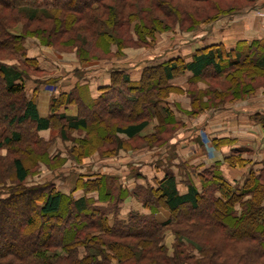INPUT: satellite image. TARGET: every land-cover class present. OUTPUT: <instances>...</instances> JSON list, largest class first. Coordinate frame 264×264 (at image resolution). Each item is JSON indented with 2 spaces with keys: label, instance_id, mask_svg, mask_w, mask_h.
Instances as JSON below:
<instances>
[{
  "label": "trees",
  "instance_id": "1",
  "mask_svg": "<svg viewBox=\"0 0 264 264\" xmlns=\"http://www.w3.org/2000/svg\"><path fill=\"white\" fill-rule=\"evenodd\" d=\"M101 1L103 0H0V56H23L26 52V34L40 35L36 30L25 31L22 35L10 30L18 22L21 13L27 15L25 25L28 26V23L32 22L42 23L43 18L40 20L38 12H52V23L46 28L49 34L46 36L48 32L45 33L44 29L41 32L45 34L40 38L43 41L45 37V43L51 46L58 44L61 33H64L68 24L72 23V26L79 24V21H85L83 25L88 26L95 23L91 17L86 20L82 12ZM182 1L204 4L205 7L209 4L213 10V14L209 15L213 17L209 19L223 12H230L238 8V3H243L242 0H236L235 3H228L226 0ZM180 2L181 0H121L119 5L121 9L128 10V20L137 17L142 19V33L145 30L153 31L148 27L161 29L157 26L158 19L154 17L157 11L158 14L166 12L177 22L187 17L193 23L196 14L186 10ZM107 13V21L110 24L115 17L122 15L121 10L116 12V7L114 10L112 5L107 6ZM201 16L202 13H198V18ZM41 25L36 29L42 28ZM25 58V68H28V64H35L34 72L42 73L35 60ZM224 59L232 71L224 75L227 82L220 97L223 101L237 100L240 95L245 96L253 91L254 74L257 72L249 75L251 70L264 72V41L253 40L249 45L237 42L230 50L221 45L197 49L191 62H185L180 57L152 67H144L138 82L130 81L128 75L122 71H113L110 85L103 88L100 95L94 99L90 98L85 85H75L67 94L52 99L51 114L47 117L38 115L33 95H26V72L7 67L0 61V150H10L19 142L39 145V142L42 143L38 135L39 130L48 129L54 119L72 131L87 129L88 123L94 122L91 127L100 135L97 141L108 142L106 131L109 120L106 119L111 116L113 120H118L117 125H113L116 133L126 135L128 139L137 138L147 127L150 118L141 107L149 102L150 92L152 93L149 96L160 93L159 90H152V87L161 89L163 86H160L159 82H165L166 85L175 72L181 75L186 70L192 73L189 81L206 73L220 75L224 73L223 67L220 66ZM238 66V70L234 69ZM241 67L245 70L240 69ZM156 74L159 76H155ZM144 76L147 80H143ZM149 76L154 77L156 81L148 79ZM34 83L37 84V80H34ZM76 93H81L85 100L77 99ZM67 103L77 107L76 116L53 113ZM153 103L154 100L150 103L152 107ZM163 112H167L168 123H173L172 119L170 120V111L164 109ZM97 115H100L101 119H97ZM100 120L101 122H98ZM3 123L7 128H4ZM156 132L161 135L158 128ZM60 134L62 135L61 130ZM156 140L161 141L157 138ZM37 151L40 153L42 149ZM25 152L26 158H29L30 151ZM34 152L35 150L33 154ZM225 161L231 166L244 164L241 158L233 155L226 157ZM10 170L13 173L12 179L11 175L9 176ZM27 175L22 158L0 157V182L8 177L14 182L12 189L3 187L4 184L0 185V216L5 221L3 230L9 228L7 236L13 243L12 247L4 245V237H0V264H61L62 261L67 264H104L106 259L112 256L121 264H166L161 235L171 227L176 244L175 257L168 259L170 264L184 260L189 264H216V259L221 260L220 264H264V162L259 169L249 172L241 184L233 185L223 179L216 164L201 174V191L197 192L189 182L184 195L178 193L170 174L155 180V187L136 186L131 193L150 214L129 212L127 220L115 218L112 224L109 223V215L117 214L119 203L129 193L117 184L115 177L99 176L83 181L91 191L97 193L95 201L85 196L73 199L57 191L51 184H47V187L25 186ZM24 200L28 201L26 207L22 204ZM98 201L107 203L97 205ZM69 204L72 209L67 211ZM23 208L24 217L19 218L17 210ZM160 208L170 212L167 221H161L155 216ZM183 208H186L187 212L178 213V210ZM220 209H223L222 213ZM71 211L83 219L78 218L77 223L70 227L67 224L66 228L62 229L57 225L56 219H63L66 212L71 218ZM208 226L210 230L205 229ZM218 227L226 232L225 241L220 237L214 238L216 231H219ZM59 228L63 231L60 232ZM213 228L217 230L212 232ZM98 233L101 236L98 237ZM221 241L224 243V249H215L221 245ZM104 249L108 251L109 256L104 253ZM192 250L201 254L200 259L187 254Z\"/></svg>",
  "mask_w": 264,
  "mask_h": 264
},
{
  "label": "rangeland",
  "instance_id": "2",
  "mask_svg": "<svg viewBox=\"0 0 264 264\" xmlns=\"http://www.w3.org/2000/svg\"><path fill=\"white\" fill-rule=\"evenodd\" d=\"M121 0H103L98 4H93L89 9L82 12L84 18L88 20L90 17L94 19L95 23H90V25H83L85 21H79V24L72 25V23L68 24L64 30V33H61V38L57 45H48L45 43V37L43 38L44 42L40 39L42 35H44L48 30L46 29L48 25L52 23V12L42 13L38 12V16L42 23L38 24V22L28 23V26L25 25L27 22V15L21 13L19 20L12 27V32L17 35H22L25 31H33L36 30L40 33L38 34H26L25 40L30 42L31 50L25 52L23 56L20 55H9V56H0V61L7 65V67L11 66L16 69H20L22 72L25 71L27 74V79L24 80V83L27 87L26 95L28 97L33 93L31 91L35 88L34 80L40 82V79H44L45 73L34 72L35 64H28V68H25V57L31 54H39L38 56H43L48 59H53L57 61L59 64L63 65V69L68 68L71 71H85L92 70L100 67H110L113 70H117L120 63L125 62H134L135 60L146 56L148 54L156 53L164 49L168 46L171 47L173 44L185 41L187 37V33H193L195 30L199 28L208 27L211 23L215 22L216 19H220L224 16H229L238 10H242V8L250 7L254 3L255 0H242L243 5L237 4L238 8L231 10L230 12H223L222 14H218L216 17L209 19L213 16H209L213 14V10L210 9V5L200 3H185V1L180 2L184 5L186 10L194 12L195 18L193 19V23L190 22V19L185 17L182 21L173 20L166 12L158 14L157 12L154 14V17L158 19L157 26L161 29L154 30V28L148 27L151 31H140V25L142 24L141 18L129 19V12L125 8H120L119 2ZM224 1V0H223ZM229 2L235 3L236 0H226ZM126 2V0H125ZM129 2V0H127ZM239 2V0H238ZM112 5L116 7V12H122L121 16L115 17L113 19V23H109L107 21L108 13L107 6ZM118 5V6H117ZM156 11V9H155ZM198 13H202V16L198 18ZM72 14V13H71ZM75 15V14H72ZM135 16V14H133ZM141 19V20H140ZM209 19V20H208ZM74 20V18H73ZM197 20L199 22H197ZM42 24V25H41ZM74 24V23H73ZM39 25L42 28L36 29ZM192 27L194 29H187ZM45 30V33L41 31ZM35 31V32H36ZM49 32L45 34L48 36ZM35 35V36H33ZM24 40V44H25ZM165 47H162L164 46ZM169 47V48H170ZM205 48V47H204ZM193 56V55H192ZM136 58V59H135ZM167 61V60H166ZM163 63L165 61L163 60ZM227 60H223L220 62V66L223 67V72L220 75H212L207 74L203 76H199L195 79L187 78L184 82L171 83L167 80V84L165 82H159L160 86H163L161 89L156 87H152V90H159V94L149 96L147 105L141 107L145 110V112L149 115L148 125L147 127L140 132L137 138L128 139L122 137L119 133L115 132V127L113 125H117V121L110 118L106 119L108 121V142L100 141L98 142L97 131L93 130L91 124L94 122H89L87 129H82L79 131H72L70 129L65 128L62 122H57L55 119L52 121L50 127L47 131V137H40L41 142L39 145H32L31 143H15L10 150L1 149L0 157L1 158H12V157H20L23 159V163L25 165L26 171L28 175L24 181L25 186H41L51 184L57 191H62L64 189V182L71 181L76 187L74 189H80L83 192L91 191L87 186V183H83L86 181L85 172L94 173L97 172L96 169L99 166H103L106 164L117 163L120 165H128L130 170L137 171L140 170L146 163H150L154 161V158L157 154L162 155V153L172 154V145L170 144V139L181 135L179 137L183 138V140H188L189 133L193 131L195 126L192 124L196 121L197 117L204 114L206 110L209 111L220 109L224 107L226 103H234L239 102L240 100H246L251 97L253 93H255L259 88H262V93H264V72H258L256 69H252L251 75L253 72H257L254 74V88L250 94L245 96H241L237 100H221L220 94H223L225 90V73L232 71L231 68L227 66ZM234 67V69L239 68ZM245 70L244 68H240ZM124 73L127 74L126 69H123ZM87 73V72H86ZM248 73V72H246ZM184 74L181 73V75ZM129 77V74H127ZM178 72H175L173 78H178L181 76ZM153 76V75H152ZM149 76L148 79L155 80L154 77ZM155 76H159L156 74ZM86 80H90L92 78L91 75L85 74L83 76ZM120 77V76H117ZM252 78V77H250ZM143 80H147V78H143ZM50 82V80H46ZM154 81V82H155ZM181 83V85H178ZM159 86V85H158ZM167 86V87H166ZM165 87V88H164ZM154 88V89H153ZM82 93V91H81ZM81 93H76V97L79 100H85V97L81 95ZM171 93H175L171 95ZM171 95V96H170ZM167 99L171 100L173 103L176 102V106L178 108L179 117L177 119L180 122L175 121L174 113H171L170 120L172 119L173 123H168L169 119H167V115L163 112L164 108L161 106H157V102L164 103ZM153 107L150 105L152 101ZM156 104V108L154 105ZM162 109V110H161ZM169 110V109H168ZM97 119H101L100 115H97ZM161 121H164L162 123ZM98 122H101L98 121ZM168 123V124H165ZM4 128L7 126L3 123ZM3 127V126H2ZM158 128V132L161 133L159 136L156 132ZM11 129L14 130L13 127ZM60 130L62 131V135L60 134ZM39 135V134H38ZM106 138V137H105ZM156 138L161 140L158 142ZM181 140V141H183ZM37 149H42L39 153ZM30 151V159L26 158L27 152ZM35 150V154L33 151ZM165 156V155H164ZM25 157V158H24ZM173 158L172 155L169 158ZM9 176L12 174L11 170L9 171ZM86 177H90L89 174ZM10 177L5 178L0 185L4 184L3 187L7 189H12L14 182L11 181ZM86 190V191H85ZM105 190V189H104ZM60 191V192H61ZM44 192V194H46ZM67 196L73 197L70 193ZM26 200L23 201V207L27 205ZM72 209V205H67V211ZM23 209L17 210V216L22 218ZM186 208L182 210H178V213H185ZM223 209H220V213H222ZM187 212V211H186ZM65 217L63 219H56V223L62 229H65L67 224L72 226L73 223H77L78 218L81 220L83 218L76 215L71 211L72 217L69 218V213H64ZM68 219H70L68 221ZM54 220V219H53ZM67 220V221H66ZM55 221V220H54ZM4 219L0 216V237H4V245L13 246L10 238L7 236L8 230H3L4 228ZM55 223V222H54ZM55 223V224H56ZM62 225V226H61ZM59 228L60 232L63 230ZM210 230L208 226L205 228ZM219 231H216V230ZM213 228L212 232L216 231L217 233L214 235V238H221L224 240V233H226L221 227ZM98 237L101 236L98 233ZM97 237V238H98ZM93 238V237H92ZM162 244L164 246V254L166 264H170L168 259H172L175 257L174 248L176 244L175 234L173 228L165 230L161 235ZM225 241V240H224ZM215 249L222 250L224 249V243L221 241V245L216 247ZM63 250V249H61ZM50 254L52 250L49 251ZM108 251L104 249V253L109 256ZM62 253V252H61ZM190 256L195 259H200L201 254H198L196 250L189 251ZM112 256V254H111ZM176 264H189L187 260L184 262H175ZM221 260L216 259V264H220ZM61 264H67L66 261H62ZM104 264H121L117 259L108 258L104 262ZM134 264V263H129ZM139 264H146L145 262ZM234 264V262H233Z\"/></svg>",
  "mask_w": 264,
  "mask_h": 264
},
{
  "label": "crops",
  "instance_id": "3",
  "mask_svg": "<svg viewBox=\"0 0 264 264\" xmlns=\"http://www.w3.org/2000/svg\"><path fill=\"white\" fill-rule=\"evenodd\" d=\"M185 37H187L185 41L177 42L171 47L168 46L162 52L148 54L134 62L116 64L119 65L117 71L126 69L129 80L138 82L144 67L158 65L163 63V60L166 62V60L182 57L185 62H191L192 55L197 49L210 45H221L226 50H230L237 45V42L249 45L253 40L264 41V0H255L250 7L216 19L210 26L199 28L193 33L188 32ZM31 45L25 40L27 52L31 50ZM38 55V53L31 54L27 57L35 60L39 70L49 75L40 79L41 81L28 93L33 92L31 95H33L38 115L42 117L51 114L50 103L53 98L67 94L75 85H85L88 89V96L94 99L102 93L103 88L110 85L111 73L116 71L107 66L95 68V70L71 71L68 68L63 69V65L53 59ZM85 74L91 75L92 78L86 80L83 77ZM189 77H192V73L186 70L178 78L169 79V82L173 84L184 82ZM174 94L171 93V95ZM174 103L176 104L175 101ZM174 103L167 99L164 103L157 102V106L174 113L175 121L178 123L180 122L177 119L180 111ZM217 110L213 111L210 108L209 111L206 110L204 114L197 117L192 123L195 128L189 133L188 140H183L184 137H179L181 135L171 138L172 154H157L153 162L144 164L140 170L133 172L128 165L112 163L99 166L95 173L94 171L93 173L85 172L86 180L96 179L99 176H113L117 184L129 192L119 203L117 214L109 215L110 224L115 218L127 220L129 212L150 214L149 210L144 208L131 193L136 186L155 187V180H160L170 174L176 183L178 193L184 195L189 182L193 184L197 192L201 191V174L216 164L223 179L232 185L241 184L249 172L261 167L264 162V93H262V88L246 100L226 103L224 107ZM53 113L76 116L77 107L67 103L61 105ZM47 131L48 129H41L38 134L46 138ZM120 135L126 137V135ZM171 155L173 158H169ZM232 155L241 158L244 164L231 166L225 160L226 157ZM87 174L91 175V178L86 177ZM63 186L64 189L60 191L65 195L71 193L73 199L85 196L97 200L95 191L83 192L80 189H74L76 185L71 181H65ZM106 203L98 201L96 204L106 205ZM155 216L161 221H167L170 212L165 208H160Z\"/></svg>",
  "mask_w": 264,
  "mask_h": 264
}]
</instances>
